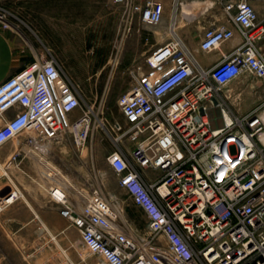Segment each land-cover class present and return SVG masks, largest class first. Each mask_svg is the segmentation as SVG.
I'll return each mask as SVG.
<instances>
[{
  "label": "built area",
  "instance_id": "obj_1",
  "mask_svg": "<svg viewBox=\"0 0 264 264\" xmlns=\"http://www.w3.org/2000/svg\"><path fill=\"white\" fill-rule=\"evenodd\" d=\"M111 2L129 21H162L158 2ZM222 12L231 27L205 29L199 49L220 52L237 34L241 41L230 52L202 67L170 30V38L146 56V70L137 68L133 85L117 99L122 120L110 127L117 146L106 161L143 212V232L125 227L117 208L97 191L78 208L49 164L64 136L84 148L91 132L92 112L86 107L75 117L85 99L57 60L37 54L0 82V148L16 139L25 146L9 156L3 175L34 156L59 215L101 264H264V17L247 0H228ZM0 26L10 28L3 14ZM243 76L256 82L242 86L262 95L247 112L238 106L242 91L228 89ZM21 196L16 189L0 196V212Z\"/></svg>",
  "mask_w": 264,
  "mask_h": 264
},
{
  "label": "rangeland",
  "instance_id": "obj_2",
  "mask_svg": "<svg viewBox=\"0 0 264 264\" xmlns=\"http://www.w3.org/2000/svg\"><path fill=\"white\" fill-rule=\"evenodd\" d=\"M91 5L88 0H0V14L10 23L6 30L17 51L31 58L49 53L81 92L85 102L74 112L75 117L86 107L92 112L91 132L84 148H76L66 135L48 156L71 198L79 192L75 197L80 202L83 196L97 191L130 216L133 223L124 222L126 225L141 231L136 213H130L126 206L129 198L106 161L117 146L110 127L122 120L116 104L118 97L133 85L137 68L146 70L144 61L149 52L144 56L141 53L160 46L167 37L161 23L148 26L137 17L129 21L124 9L112 2L107 10L104 6L103 12L87 10ZM255 82L253 77L243 76L228 88L234 93L242 91L238 105L241 112L249 111L262 99L260 90L254 93L249 86ZM243 83L249 85L242 86ZM146 172L150 178L156 176ZM74 250L79 260L90 256L93 264H99L85 249L74 247L73 235L62 243L60 252L46 259V264H73Z\"/></svg>",
  "mask_w": 264,
  "mask_h": 264
},
{
  "label": "crops",
  "instance_id": "obj_3",
  "mask_svg": "<svg viewBox=\"0 0 264 264\" xmlns=\"http://www.w3.org/2000/svg\"><path fill=\"white\" fill-rule=\"evenodd\" d=\"M88 1L92 5L86 7L87 10L99 9L101 12H103L104 6L107 10L111 2V0ZM145 1L147 0H133L136 4H144ZM152 1L163 6L161 26L163 34H166L167 37L165 41L170 38V30H173L202 67L211 66L221 53L230 52L241 41L240 37L235 34L232 40L222 45L220 52L204 53L199 49V42L205 29L220 24L231 27L225 21L222 12V5L228 0H209L204 3L196 0ZM247 1L258 16L263 18L264 0ZM175 2L177 3L176 10H174ZM53 18L55 21L57 20V11H54ZM192 34L194 37L191 36ZM152 50L146 49L141 55L144 56ZM33 58L17 51L9 37L8 30L0 26V82L19 72ZM12 115L13 110L6 113L7 118ZM24 147L22 139L4 144L0 148V168L11 154ZM54 149L55 147L52 151ZM40 171L41 166L34 156L21 158L18 168L11 167L5 171L6 175H3V171L0 169V196L14 189L22 195L20 199L0 212V264H23L22 260L25 264H46V259L51 254L55 256L60 252L62 243L66 242L69 235H73L74 247H78V245L81 247L76 228L70 226L59 215L57 205L49 198L46 182L41 179ZM145 173L147 176L149 175L147 172ZM76 194L80 193H73V203L80 208L89 194H85L86 196H83L80 202L76 200ZM82 195L84 194L82 193ZM126 206L129 207L130 213H136L138 224L143 227L144 231L146 218L141 209L133 205L129 199ZM117 210L122 223H133L123 209ZM125 227L133 229L130 224H125ZM89 257L85 256L79 260L78 252L74 250L73 264H93ZM95 259L101 264L99 258L95 257Z\"/></svg>",
  "mask_w": 264,
  "mask_h": 264
},
{
  "label": "bare ground",
  "instance_id": "obj_4",
  "mask_svg": "<svg viewBox=\"0 0 264 264\" xmlns=\"http://www.w3.org/2000/svg\"><path fill=\"white\" fill-rule=\"evenodd\" d=\"M63 180V179H62ZM65 184V183H64ZM116 211V210H115ZM116 213H117V211H116Z\"/></svg>",
  "mask_w": 264,
  "mask_h": 264
}]
</instances>
